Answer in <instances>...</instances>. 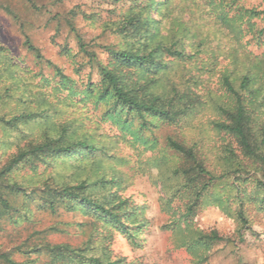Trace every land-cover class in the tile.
I'll list each match as a JSON object with an SVG mask.
<instances>
[{"label": "rangeland", "instance_id": "obj_1", "mask_svg": "<svg viewBox=\"0 0 264 264\" xmlns=\"http://www.w3.org/2000/svg\"><path fill=\"white\" fill-rule=\"evenodd\" d=\"M149 1L33 0L32 7L27 0H0V44L14 64L9 72L8 67L0 66V94L9 92L11 96L0 107V113L10 117L21 112L25 108L19 102L21 98L29 110L47 109L50 120L29 125L24 129L25 136L41 137L47 128L55 135L60 126H67L71 139H87L101 148L96 154L97 165L88 163L85 174L78 162L81 159L75 157L55 166L40 167L35 179L41 185L47 178L71 182L81 175L92 181L101 176L116 177L119 186L111 191L139 206L148 222L142 236L143 248L134 249L122 235L80 213H38L34 209L29 219H20L18 225L2 224L0 254H8L18 263L51 264L48 256L29 251L47 242L78 248L91 241L95 252L105 246L112 258L126 259L128 264H264V212L246 204L249 229L241 231V240L237 220L215 206L211 196L196 208L191 219L193 234L217 231L229 240L206 251L189 250L186 242L193 235L175 225L185 211L186 200L179 180L171 175L182 159L167 145L173 139L194 147L205 167L216 174L227 167L228 150L237 146L213 125L220 119L216 106L225 100L221 77L232 68L242 74L251 62L260 63L264 70V0H214L215 7L212 0H171L166 8H161V17L155 11L151 13L153 18L162 19V28L190 31L188 52L190 43H202L195 60L177 62L169 73L171 79L188 83L186 86L200 97L202 105L195 114L173 124L157 122L152 133L145 134L150 143L144 145L106 115L108 105L81 95L88 83L100 82V74L81 50L79 38L89 52H95L99 61L106 64L108 53L104 47H117L120 43L110 27L132 3ZM245 10L260 15L250 17ZM70 20L75 30L71 29ZM27 41L35 51L26 45ZM58 71L69 79L67 84ZM16 137L20 136L0 127V167L15 153V148H7L6 143ZM18 174L33 176L27 169ZM166 184L175 189L164 188ZM221 190L217 187L210 194ZM100 191L102 196L110 194L108 189ZM231 206L234 210L235 206ZM109 233L111 241L105 238Z\"/></svg>", "mask_w": 264, "mask_h": 264}, {"label": "trees", "instance_id": "obj_2", "mask_svg": "<svg viewBox=\"0 0 264 264\" xmlns=\"http://www.w3.org/2000/svg\"><path fill=\"white\" fill-rule=\"evenodd\" d=\"M27 1L35 7L33 0ZM170 2L150 0L141 5L132 3L110 27L120 43L117 47H104L108 53L106 64L99 61L95 52H89L79 38L81 50L100 74V82L97 85L88 83L81 95L108 105L106 115L122 131L144 145L150 143L145 134H151L157 122L173 124L195 114L198 106L202 105L200 97L186 86L188 83L169 77L175 63L192 62L202 51V43H190V51H187L189 30L162 28V19L152 17L153 11L161 17V8H166ZM211 5L215 7L214 0ZM244 13L250 17L260 15L254 10H245ZM221 19L226 21L224 16ZM69 25L75 30L72 20ZM26 45L35 51L28 41ZM6 52L0 44V66L8 67L6 70L9 72L14 64ZM58 75L67 84L69 79L60 71ZM221 86L225 100L216 106L220 119L213 125L216 130L230 136L237 146L228 150L227 167L216 174L205 167L194 147L173 139H169L167 144L182 159L171 172L174 179L179 180L186 200L185 211L175 225L193 235L186 242L192 252L206 251L223 240H229L217 231L193 234L191 219L204 198L214 197V205L237 220L240 236L241 231L249 229L246 204H253L259 212H264V70L260 63L252 62L242 74L232 68L222 73ZM8 93L0 94V107L11 97ZM19 102L25 106L21 112L10 117L0 113V127L20 136L6 143L7 148L14 147L16 151L0 167V228L4 222L18 225L20 219H29L34 209L38 213H80L122 235L132 248L142 249L145 244L142 236L148 222L139 206L111 191L119 186L116 177L101 176L92 181L81 175L71 182L47 178L40 185L41 181L35 179L40 167L55 166L64 159L78 157L85 174L88 163L97 165L96 154L101 148L87 139H71L67 126H60L55 135H51L47 128L41 137L25 136L24 129L29 125L39 121L49 123L50 120L47 109L29 110L25 100L20 98ZM22 169H27L33 176H19ZM217 187L222 190L210 194ZM164 188L175 189L168 184ZM103 189H108L110 194L102 196L100 190ZM231 204L235 206L234 210ZM105 238L111 241L112 234H106ZM92 243L88 241L77 248L47 242L33 247L29 254L48 256L51 264H128L126 259L112 258V253L105 246L95 252ZM0 264L29 263H18L8 254H0Z\"/></svg>", "mask_w": 264, "mask_h": 264}]
</instances>
